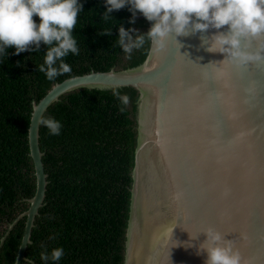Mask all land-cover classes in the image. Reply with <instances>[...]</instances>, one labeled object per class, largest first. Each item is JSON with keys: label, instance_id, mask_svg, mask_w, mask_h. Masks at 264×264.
<instances>
[{"label": "water", "instance_id": "water-1", "mask_svg": "<svg viewBox=\"0 0 264 264\" xmlns=\"http://www.w3.org/2000/svg\"><path fill=\"white\" fill-rule=\"evenodd\" d=\"M216 32L177 37L179 45L173 36L163 48L151 41L142 65L68 79L33 104L28 140L37 190L1 245L26 218L15 264L30 261L46 205L40 120L75 91L126 88L136 89L139 99L125 264H206L207 253L198 250L209 228L232 241L242 264H264V59L238 64L228 53L207 51L204 41ZM243 46L264 57V36Z\"/></svg>", "mask_w": 264, "mask_h": 264}, {"label": "trees", "instance_id": "trees-1", "mask_svg": "<svg viewBox=\"0 0 264 264\" xmlns=\"http://www.w3.org/2000/svg\"><path fill=\"white\" fill-rule=\"evenodd\" d=\"M74 35L80 54L66 57L72 72L49 81L37 69L47 48L19 55L8 49L0 56V264H15L26 229L22 219L2 245L10 226L30 208L37 190L35 167L30 156L28 133L33 104L41 102L52 88L64 81L92 73L124 71L142 65L151 40L145 38L131 54L119 44V27L147 34L146 18L137 13L131 24L128 7L104 20V0H82ZM39 22V17H34ZM113 30L112 34L103 35ZM128 95L121 110L114 95ZM134 88L117 91L81 89L52 106L45 118L62 124L53 136L41 126V150L48 175L46 205L37 218L23 264H45L40 256L63 247L58 264H125L131 206L132 173L138 140L137 102ZM48 264H52L51 261Z\"/></svg>", "mask_w": 264, "mask_h": 264}, {"label": "clouds", "instance_id": "clouds-1", "mask_svg": "<svg viewBox=\"0 0 264 264\" xmlns=\"http://www.w3.org/2000/svg\"><path fill=\"white\" fill-rule=\"evenodd\" d=\"M104 2L106 10L101 17L104 20L113 17L114 11L128 7L132 13L129 23H136L137 13L142 14L148 21H154L147 34L137 32L135 37L132 35L135 29H126L120 25L119 44L125 53L131 54L134 48L142 47L146 37L163 48L170 37L174 36L176 40L180 36L216 29L217 32L212 35L211 41H204V44H210L207 51L228 53L227 59L238 64L264 59L260 55L248 54L243 46L246 39L264 36V0H104ZM81 12H84L82 0H0V56H8L10 48L15 49L16 55L25 51L38 53L43 44L47 51L43 55V63L37 66L38 71L44 73L49 81L71 73L72 67L65 58L70 54L75 56L80 54L74 32ZM34 17H39V22ZM224 26H228L226 33L219 31ZM112 32L113 30L106 31L103 35L110 36ZM176 42L179 45L177 40ZM114 95L120 100L123 111L130 98L119 92H114ZM40 123L49 130L50 135L61 134L62 124L55 117L42 119ZM205 232L207 239L200 244L198 254L207 253L206 264H242L241 254L234 249L231 240L225 239L224 234L213 228ZM64 254V248L58 247L50 253L42 252L40 258L45 264L49 261L58 264Z\"/></svg>", "mask_w": 264, "mask_h": 264}, {"label": "snow or ice", "instance_id": "snow-or-ice-1", "mask_svg": "<svg viewBox=\"0 0 264 264\" xmlns=\"http://www.w3.org/2000/svg\"><path fill=\"white\" fill-rule=\"evenodd\" d=\"M229 234H231V233H229ZM242 243V242H241Z\"/></svg>", "mask_w": 264, "mask_h": 264}]
</instances>
